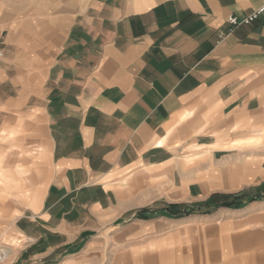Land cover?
I'll return each mask as SVG.
<instances>
[{"label": "crops", "instance_id": "crops-1", "mask_svg": "<svg viewBox=\"0 0 264 264\" xmlns=\"http://www.w3.org/2000/svg\"><path fill=\"white\" fill-rule=\"evenodd\" d=\"M263 5L0 0V264H264V199L203 205L264 181Z\"/></svg>", "mask_w": 264, "mask_h": 264}, {"label": "rangeland", "instance_id": "rangeland-1", "mask_svg": "<svg viewBox=\"0 0 264 264\" xmlns=\"http://www.w3.org/2000/svg\"><path fill=\"white\" fill-rule=\"evenodd\" d=\"M0 191H3L2 185H0ZM213 196L217 197L212 200L211 197ZM211 197L203 204L206 205L208 212L219 207H246L255 201L264 199V181L255 186H246L243 190L238 192L215 193L212 194ZM235 201L238 204L234 206L224 204ZM8 203L13 208H10L7 205ZM19 205H21V203L19 204L17 201H0V257L3 256V258H0V262L10 260V257H16L14 253L11 254V247L17 245L23 246L24 244L26 247L31 246L30 238L25 237L23 234H18V232L15 231L16 226H14V221L17 217L12 215V209L17 208ZM14 232H16V234L13 235ZM52 244H55V242H52ZM108 253L109 250L107 248L94 251L89 249L87 252H84L82 249L63 253L52 251L50 255L51 258L44 259V257H41L36 259L33 264H109L107 259Z\"/></svg>", "mask_w": 264, "mask_h": 264}, {"label": "built area", "instance_id": "built-area-1", "mask_svg": "<svg viewBox=\"0 0 264 264\" xmlns=\"http://www.w3.org/2000/svg\"><path fill=\"white\" fill-rule=\"evenodd\" d=\"M262 13H264V5L259 7V8H256L255 10H253L252 12H250L249 14H247L246 16L241 17V18L231 14L228 16V22L233 27L240 26L243 24H250L254 20H256ZM1 54H2V52L0 51V55Z\"/></svg>", "mask_w": 264, "mask_h": 264}, {"label": "trees", "instance_id": "trees-1", "mask_svg": "<svg viewBox=\"0 0 264 264\" xmlns=\"http://www.w3.org/2000/svg\"><path fill=\"white\" fill-rule=\"evenodd\" d=\"M217 196H213V197H211V199L213 200V198H216ZM225 205H229V206H234V205H236V204H238V203H236V201L235 202H227V203H224Z\"/></svg>", "mask_w": 264, "mask_h": 264}, {"label": "bare ground", "instance_id": "bare-ground-1", "mask_svg": "<svg viewBox=\"0 0 264 264\" xmlns=\"http://www.w3.org/2000/svg\"><path fill=\"white\" fill-rule=\"evenodd\" d=\"M3 255V254H2ZM0 258H3V256L2 257H0Z\"/></svg>", "mask_w": 264, "mask_h": 264}]
</instances>
